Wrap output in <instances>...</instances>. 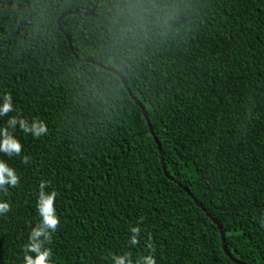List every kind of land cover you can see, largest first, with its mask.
Here are the masks:
<instances>
[{"label": "trees", "instance_id": "trees-1", "mask_svg": "<svg viewBox=\"0 0 264 264\" xmlns=\"http://www.w3.org/2000/svg\"><path fill=\"white\" fill-rule=\"evenodd\" d=\"M0 0V96L9 116L45 122L0 199V264H21L55 190L52 264H264V0ZM67 11L57 26L58 16ZM68 37L69 42L65 39ZM70 48L73 50L71 52ZM99 63L103 68L85 62ZM104 67L118 72L125 82ZM24 157H27L25 161ZM140 238L128 243L139 218Z\"/></svg>", "mask_w": 264, "mask_h": 264}, {"label": "clouds", "instance_id": "clouds-1", "mask_svg": "<svg viewBox=\"0 0 264 264\" xmlns=\"http://www.w3.org/2000/svg\"><path fill=\"white\" fill-rule=\"evenodd\" d=\"M12 110L10 94L5 93L0 96V117ZM17 126L24 134H30L33 138L47 135V128L43 120L33 118L29 121L19 116H9L0 125V153L7 157H12L21 152V143L15 135ZM24 159L26 161L27 157H24ZM18 179L16 170L5 159H0V191H5V186H8V188L16 187ZM46 183L43 180L39 183L35 202L39 219L30 229L26 242L21 247V264H52V250L47 245L56 231L59 218L54 206L57 193L55 190L46 192ZM8 211L9 203L0 199V216ZM142 219V217L139 218L135 226L128 228V243L130 245L135 246L140 238V221ZM261 227H264V216L261 217ZM110 264H156V258L149 252L146 255L137 256L133 261L129 252L124 251L121 254H112Z\"/></svg>", "mask_w": 264, "mask_h": 264}, {"label": "water", "instance_id": "water-1", "mask_svg": "<svg viewBox=\"0 0 264 264\" xmlns=\"http://www.w3.org/2000/svg\"><path fill=\"white\" fill-rule=\"evenodd\" d=\"M98 1H99V0H96L95 5H94V6H93L88 12H83L82 15H83L84 17H89V16H91V15L94 13L95 9H96V6H97ZM75 13H78V11H67V12H63V13H61V14L58 16L57 20H56L57 26L59 25L60 21H61L65 16L70 15V14H75ZM65 39L69 42V39H68L67 36H65ZM70 50H71V52L73 53V50H72L71 48H70ZM73 55H74V53H73ZM74 56H75V55H74ZM84 61H85V62H88V63H91V64H94V65H96L97 67L103 68V66H102L101 64H99V63H94V62H92V61H90V60H84ZM104 69H105L106 71H109V72L113 73L114 75H116V76L121 80V83L123 84V86H125V82H124V80H123V77H122L118 72H116L115 70H113V69H111V68H108V67H104ZM131 98H132V100L134 101V103L140 108L141 113H142V116H143V118H144V120H145V122H146V125H147V128H148V131H149L151 137L153 138L154 143L156 144L157 150H158V152H159V154H160V164H161V169H162L163 175H164L168 180L173 181L174 183H176L177 186H178L179 188H181V189H182V190H183V191H184V192L190 197V199L194 202V204H195L198 208H200L201 211L205 214V216L208 217V218L211 220V222L217 227V229H218V231H219V234H220L221 248H222V251L224 252V254L226 255V257H228V258H229L231 261H233V263H235V264H245V263L242 262V261H239V260L234 259V258L230 255V253H229V251L227 250L226 245H225L224 234H223V232H222V230H221V226H220V225H219V224H218V223H217V222H216V221H215V220H214V219H213V218L207 213V211L201 206V204L198 203V202L194 199V197L190 194V192H189L187 189H185L184 187H182V185H181L179 182L174 181V180L172 179V177L167 173V171L165 170V166H164V164H163V159H162V156H161V148H160V145H159V143H158L156 137L154 136L153 130H152L151 125H150V123H149L148 117H147V115H146V113H145V110L140 106V104L136 101V99H135L133 96H132Z\"/></svg>", "mask_w": 264, "mask_h": 264}]
</instances>
